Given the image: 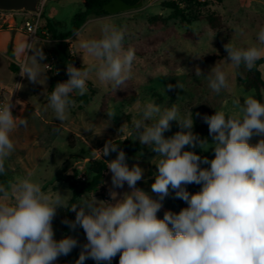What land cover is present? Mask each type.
Returning a JSON list of instances; mask_svg holds the SVG:
<instances>
[{"label": "clouds", "instance_id": "obj_1", "mask_svg": "<svg viewBox=\"0 0 264 264\" xmlns=\"http://www.w3.org/2000/svg\"><path fill=\"white\" fill-rule=\"evenodd\" d=\"M100 23V38L79 41V47L99 63L83 69L68 63V79L58 82L48 97L47 108L61 123L69 119L75 103L72 94L83 96L88 91L92 72L114 92L133 76L136 51L125 49L124 29L111 18ZM235 31L244 35L242 28ZM224 49V64L251 72L264 59V27L251 46L227 43ZM15 55L23 58L21 77L33 84H46L47 75L41 66L50 65L41 63L46 59L42 47L22 39ZM195 75L205 76L216 94L229 88L228 72L222 64L216 63L207 75L197 66ZM14 84V90L24 87ZM173 87L184 88L179 81L166 86L169 91ZM24 103L16 101L22 110ZM231 103L234 114L215 110L213 115L203 116L212 138L209 142L194 132L191 107L182 112L177 103L164 107L155 100L143 105L138 102L139 116L132 119L129 135L155 154L157 171L151 184L155 197L137 187L144 169L139 163L129 167L126 153L111 139L103 148L93 150L101 159L116 153L114 159L105 160L111 173L110 200H98L94 192L70 203V191L61 194L56 188L46 192L41 182L32 179L31 172L15 180H0V264H55L59 257L69 255L79 241L72 236L55 238L53 220L58 210L75 213L74 220L62 223L73 231L82 228L86 236L75 264L88 259L111 264L117 255L118 264H264V102L249 94L243 101L234 97ZM12 107L11 98L0 104V177L7 176L5 162L16 150L12 133L28 123L27 118L14 116ZM106 115L110 120L117 117L114 109ZM173 121L179 131L166 137ZM94 126L89 123L84 129L90 132ZM253 137L260 139L252 143ZM197 147L201 151L211 149L214 158L191 150ZM125 184L130 191L119 194L113 190ZM191 184L200 185V190L189 192L187 186ZM171 193L187 207L178 213L167 210L159 218L163 201Z\"/></svg>", "mask_w": 264, "mask_h": 264}, {"label": "rangeland", "instance_id": "obj_2", "mask_svg": "<svg viewBox=\"0 0 264 264\" xmlns=\"http://www.w3.org/2000/svg\"><path fill=\"white\" fill-rule=\"evenodd\" d=\"M164 2H173L181 7L187 16L186 22H182L179 17L174 16L172 10L163 7ZM83 12L81 0H48L41 9L43 19L49 23L50 27L56 33L65 34L73 31L74 16ZM114 15L108 18H111L117 27L124 29L123 43L152 35L153 32L148 29L147 20L153 15H160L166 19V25L173 26L179 34L177 39L166 40L154 54L146 57L136 56L131 78L134 82V89L115 92L117 98L137 95L138 98L134 102L111 99L108 101L107 109L100 112L102 98L112 88L108 84L101 83L95 72H92L87 81L88 91L85 93L92 96L86 104L76 99L70 108V116L67 121L63 123L57 121L53 111L47 108L48 104H43L48 77L58 75L61 77V82L66 81L68 79L67 64L74 65L72 59L76 58V62L79 64L77 68L82 69L99 63L96 58L79 47L80 39H98L101 36L100 22L105 18H97L93 13L86 15L84 23L77 31L80 35L75 39L69 38V42H53L55 36L49 32L46 40H34V47H42L45 55L55 58L53 70L48 71L43 65L41 66L47 75L45 85L30 83L26 77L19 75V64L23 62V59L18 60L17 67L14 65L17 69L15 72L10 68L12 63H8L6 58L0 55V85L13 90L14 83L23 84L24 87L17 90L18 96L27 98L33 108L28 109L23 116L27 118V126L16 129L11 136L16 144V150L5 162L7 171H10L6 177L9 176L10 181L31 172L32 179L41 182L44 191H55L57 188L61 194H67L70 190L64 176L72 174L75 169L77 174H82L88 181L91 178L88 171L90 159L105 161L116 156V153L113 152L110 156L101 159L100 154L93 150L103 148L105 142L109 139L113 140L115 136L118 138L113 143L119 144L122 141H128L127 149L123 150L127 157L151 153L147 146L141 145L138 140H132L133 137L129 135V125L132 119L139 116L138 102L139 105H143L148 100H155L164 107H170L172 103H177L181 106L182 112L185 108L191 107L193 116L196 117V113H202L200 107L203 104L209 105L214 112L215 110H224L227 114H234L235 110L231 103L234 97H240L243 101L245 96L255 94L253 90L249 92L244 90L249 83L248 71L243 69L238 71L223 63L227 57L224 45L229 43L235 47H247L256 43V35L260 28L264 27V0H142L140 8ZM22 19L21 16L16 17L19 24ZM39 28L40 33L45 29L41 18ZM236 28L244 29V35L240 36L235 31ZM28 54H32L31 50ZM45 62L47 60L41 61L44 64ZM61 63H64L65 66H62ZM216 63L222 64L229 76V88L222 90L219 94L208 87V80L205 76L195 75L197 66L202 70L203 75H207ZM260 71L264 76V64L261 65ZM177 81L183 84V90L175 87L170 91L167 90L168 84L175 86ZM75 94L77 97L80 96L78 93ZM261 101L264 102V92H262ZM109 109H114L117 117L110 120L106 115ZM19 115L16 111L14 116ZM89 123L95 125L90 132L84 129ZM65 125L70 126L79 134L74 137L76 143L74 147L68 144L69 132ZM193 130L200 135L201 139L211 142L208 125L204 121L201 122L194 118ZM177 131H179V127L173 121L171 130L165 132V136L169 137ZM81 137L94 149H85L86 146L81 142ZM80 148L83 149L80 150ZM191 150L202 157L214 158L211 149L201 151L197 147ZM75 154L78 156H74ZM147 161L142 160L139 165L145 166ZM17 167L21 169H17ZM202 167L208 166L202 165ZM155 172L144 168L143 179L137 183V187L154 197L155 194L151 193V184L154 182ZM105 178L104 186L95 192L98 200L111 199L109 189L112 185L109 170ZM84 184L85 182L78 181V185L83 186ZM200 187V185L191 184L187 186V189L189 192L195 193L200 190ZM113 190L119 194L130 191L127 184L123 188ZM68 196L72 199L71 191ZM173 197L174 193H171L163 201V208L157 214L159 218H163V214L167 210L178 213L182 208L187 207L184 201ZM78 200L79 198L74 199L73 203ZM74 219L75 213L72 212L68 220ZM53 228L57 240L64 236H72L79 241V245L86 243L85 233L80 227L73 231L64 223H53ZM79 245L69 255L59 257L55 264H75L81 250ZM90 262L95 261L88 259L84 264ZM118 262L119 255L113 259L111 264H118Z\"/></svg>", "mask_w": 264, "mask_h": 264}, {"label": "trees", "instance_id": "obj_3", "mask_svg": "<svg viewBox=\"0 0 264 264\" xmlns=\"http://www.w3.org/2000/svg\"><path fill=\"white\" fill-rule=\"evenodd\" d=\"M109 0H81V5L84 8V12L81 14H76L74 16L73 22V31L69 34H65L64 37L72 36L75 32H77L82 24L84 23L85 17L89 13H93L98 16H105L109 15L102 9V6L107 3ZM127 3L133 4L136 3L138 0H124ZM163 7L172 10L174 16L179 17L182 22H186L187 16L184 13V10L179 7L177 4L173 2H164ZM147 26L150 31L153 32L152 35L139 39L136 41H131L128 43H124L125 49L128 47H132L136 51V56L138 57H146L151 54H154L159 46L163 44L168 39H177L179 38V34L173 26L166 25V19L162 18L160 15H153L150 16L147 20ZM264 63V59L257 62V67L254 68L251 72L248 73L249 83L245 86V90H254L256 94V98L261 100L262 92H264V80L261 78V73L258 70V66ZM12 71H16V68L13 64L10 65ZM240 81V79H239ZM61 82V77L58 75L50 76L49 77V86H48V97L55 87V85ZM133 90L134 89V82L130 79L124 85L121 86L120 91L126 90ZM118 91V90H117ZM116 91V92H117ZM92 95H83L77 97L75 93L72 94L71 98L75 101L78 99L80 102L86 104L89 101V98ZM121 100V102H134L137 100V95H130L128 98L125 97H118L116 96L113 90L107 92L101 101L100 105V112H104L107 109L108 101L111 99ZM48 102V99H47ZM159 103V102H157ZM201 114L193 118L197 119L198 121L203 122L204 115H213L214 111L209 107L207 104H203L201 107ZM260 139L259 137H253L252 143L257 142ZM128 141H123L119 143V145H125L128 147ZM154 153H149L146 155L139 156L138 159L147 161L149 158L153 157ZM115 158V157H114ZM113 158V159H114ZM107 162L106 161H98L94 159H90L88 161V171L91 174V178L86 182L83 186L78 185V181L76 179L77 170H73L72 174L67 175L64 177L65 182L68 185L69 190L71 191L72 199H70V203H73V200L79 198L83 195L88 196L98 190H100L104 186V179L105 175L108 171L106 168ZM72 212L66 210H58L56 217L53 220V223H62L63 220L69 219ZM89 264H96V262H90Z\"/></svg>", "mask_w": 264, "mask_h": 264}, {"label": "crops", "instance_id": "obj_4", "mask_svg": "<svg viewBox=\"0 0 264 264\" xmlns=\"http://www.w3.org/2000/svg\"><path fill=\"white\" fill-rule=\"evenodd\" d=\"M109 16H115V15H105V16H98V15H95V17L97 18H108ZM41 23L43 24V26H45V31L51 33L52 36H55L54 37V40H52L53 42H59V41H64L66 39H71V38H76V34L77 32H75L72 36H68L66 38H62L64 37L65 33H56L49 25L48 22H46L44 19H43V14H41ZM5 28V29H4ZM59 36H61L59 38ZM28 38L27 34L25 31L21 30L20 28V24L17 22L16 20V25L15 27L13 28H6V27H3L0 25V55L3 56L4 58H6V60L8 61V63H12L13 65H15L16 67L18 66V60H21L23 59L22 57H19V56H16L15 55V48H16V45L22 40V39H26ZM60 45V44H59ZM71 47V46H70ZM62 55V53H60ZM72 55V54H71ZM73 61L74 65L77 67L79 64L78 62H76V58L75 60H71ZM264 64V63H262ZM260 64L258 66V70L260 71V68H261V65ZM62 66H65L64 63H61ZM17 71V69H16ZM15 71V72H16ZM261 73V71H260ZM261 78L262 80H264V76H262V73H261ZM3 87H5L4 85H1ZM48 86H49V77H48ZM48 86H47V90H46V97L44 99V102L43 104H48L47 102V99H48ZM245 90V89H244ZM252 89L250 90H245V91H251ZM254 91V90H253ZM255 92V91H254ZM17 100H21V101H24V105H23V110H22V106L21 105H18L16 104V101ZM261 100H262V95H261ZM13 105H14V111L18 112L20 115L19 116H24V114L26 113V111L28 109H33L32 108V104L29 102V100L27 98H22L20 96H18V93H17V98L14 100L13 102ZM81 108V107H80ZM79 108V109H80ZM12 112L13 115H15V112ZM65 127L67 128L68 132H69V139H68V144L71 146V147H74L75 146V138L76 135L79 136V134L77 132H75L72 128H70V126L68 125H65ZM122 136V135H121ZM118 137L115 136V138H113L112 141H115ZM123 138H126V137H123ZM81 142L84 144L85 149H94V147L92 145H90V143H88L86 140H84L82 137H81ZM123 142V141H122ZM88 144H89V147H88ZM83 149V148H80V150ZM74 156H78L77 154H75ZM139 156H142V155H135V156H130V157H127V163L129 165V167H131L133 164H136V163H139L141 164L140 162L142 160H137ZM73 157V156H72ZM155 157L153 156L149 161H147V165H140L143 169L146 168L148 170H151L153 172L157 171V169L155 168L156 166L154 165V162H155ZM85 161V159H84ZM76 163V162H75ZM7 168V167H6ZM8 169V168H7ZM17 169H21L19 167H17ZM11 171H14V170H11ZM63 172H65V170H63ZM10 171L8 172L7 171V174L9 175ZM18 173V172H17ZM66 177V176H64ZM147 178V177H146ZM0 180H10L9 179V176L8 178L7 177H0ZM104 182H106V178L104 179Z\"/></svg>", "mask_w": 264, "mask_h": 264}, {"label": "built area", "instance_id": "obj_5", "mask_svg": "<svg viewBox=\"0 0 264 264\" xmlns=\"http://www.w3.org/2000/svg\"><path fill=\"white\" fill-rule=\"evenodd\" d=\"M48 0H39L38 1V11L37 12H28V11H7L0 10V25L6 28H13L16 25V17L21 16L23 19L20 22L21 30L25 31L28 40H46L48 37V32L43 30L41 33L39 32V24L41 18V9L45 5ZM65 42H69V39L64 40ZM47 62L45 64L50 65L46 69L48 71L53 70V65L55 63V58L53 56L45 55ZM14 90V89H13ZM9 90L0 85V104H3L7 100L11 98V103L13 105L14 100L17 98V90ZM14 111V105L12 107V112ZM79 182H88L86 177L82 174H77L76 176Z\"/></svg>", "mask_w": 264, "mask_h": 264}, {"label": "water", "instance_id": "obj_6", "mask_svg": "<svg viewBox=\"0 0 264 264\" xmlns=\"http://www.w3.org/2000/svg\"><path fill=\"white\" fill-rule=\"evenodd\" d=\"M38 1L39 0H0V10L37 12ZM141 5L142 0H138L133 4L127 3L124 0H109L102 6V9L110 15H114L140 8ZM119 149L125 150L127 147L121 145Z\"/></svg>", "mask_w": 264, "mask_h": 264}]
</instances>
